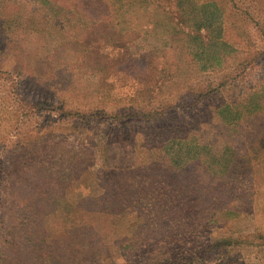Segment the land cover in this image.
Instances as JSON below:
<instances>
[{
	"label": "rangeland",
	"instance_id": "obj_1",
	"mask_svg": "<svg viewBox=\"0 0 264 264\" xmlns=\"http://www.w3.org/2000/svg\"><path fill=\"white\" fill-rule=\"evenodd\" d=\"M69 109L115 121L64 129ZM262 136L264 0H0V148L80 158L78 182L54 187L68 205L113 211L81 216L101 264H149L171 243L172 264H264V154L254 181L209 170L255 160Z\"/></svg>",
	"mask_w": 264,
	"mask_h": 264
},
{
	"label": "trees",
	"instance_id": "obj_2",
	"mask_svg": "<svg viewBox=\"0 0 264 264\" xmlns=\"http://www.w3.org/2000/svg\"><path fill=\"white\" fill-rule=\"evenodd\" d=\"M65 106L62 103L60 108ZM225 109L234 115L239 113L233 112L230 107L218 109L221 120L232 123L234 115L230 120L228 116L221 114ZM63 117L64 129L74 130L75 128L90 130V123L98 118L111 125L115 121L114 118H109L93 109L85 112L69 109ZM68 119L71 120L70 126ZM91 140L88 138L87 142ZM89 144L90 148L87 150L97 146V143ZM82 147L80 144L76 148L73 146L72 151L80 155ZM261 149H264V136L254 142L253 139L251 141L249 151L255 155V160L244 162V159L235 156L220 169H214L213 163L209 164V170L215 174L228 176L233 169L241 172L248 168L252 171L251 176L254 181L257 164L261 163L260 157H263L259 155L264 154V150ZM99 150L105 153L106 164L110 166L112 157L108 155L109 148L101 146ZM16 152L17 154L13 155ZM11 153L12 157L8 156ZM52 156L53 159H51ZM192 156V158H198L199 155L194 150ZM54 159V155L45 145L41 147L29 145L19 149L0 148V264H101L99 234L92 223L88 222L87 218L82 220L81 216L105 212L106 209L97 208L95 211L83 209L80 206L74 207L71 203L68 205L67 198L63 194L56 193L58 189H55L54 184L56 187L62 185L63 188L76 184L78 180L71 179L69 174L78 171L80 175L85 164L83 165L80 158H75L76 161L60 166L53 164V161H59ZM217 160L214 158V163H217ZM85 162H88L87 159ZM88 198L87 196L83 200ZM94 200L99 201L96 198ZM61 202L64 204H60ZM218 246L212 242L204 252L207 249H218ZM178 249L179 245L175 243H171L168 249L161 246L158 251H153L154 255L151 258H148L149 264H172L174 260L179 259ZM234 259L233 264H240L238 256Z\"/></svg>",
	"mask_w": 264,
	"mask_h": 264
}]
</instances>
